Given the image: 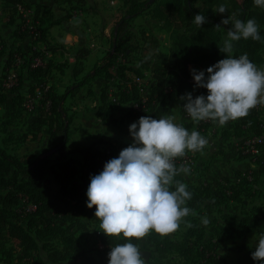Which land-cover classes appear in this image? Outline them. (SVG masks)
I'll return each instance as SVG.
<instances>
[{
	"label": "trees",
	"instance_id": "1",
	"mask_svg": "<svg viewBox=\"0 0 264 264\" xmlns=\"http://www.w3.org/2000/svg\"><path fill=\"white\" fill-rule=\"evenodd\" d=\"M8 1L12 2L14 7L31 9L34 0ZM198 2L203 6L197 7ZM126 3L129 5L127 10L129 17L141 14L143 2L126 0ZM220 5H224L225 14L233 16L234 19L244 22L248 19L256 20L262 39L254 41L249 38L233 42L232 55L238 58L246 54L257 67H263L264 7L256 6L254 0H159L155 3L153 14L164 22L165 27L173 28L171 46L168 52L159 53L157 58L149 63L154 82L144 95L145 106L142 103V87L137 82L139 77L145 79V74L140 67L122 59L129 57L130 47L127 44L119 47V42H116L118 49L109 54L103 64H96L81 81L68 87L64 93H58L55 85H48L47 76L54 65L51 61L45 66L31 68L30 75L36 81L31 92L33 90V97H37V90L41 91V96L36 99L40 105L22 138L28 137L31 141H37L39 135L45 132L47 135L45 154L51 153L57 157L53 162L49 161L48 156H44L29 163L25 162L26 158H19L6 150L5 144L10 140L9 135L0 143V262L3 257L8 264L12 261L16 264H46V261L53 264H98L87 254L78 238L79 233H87L90 230L91 224L97 227L94 234L97 235L101 251L107 254V258L111 247L129 242L122 234L120 237H107L102 233L100 220L95 217V207L92 209L87 207L90 177L103 171L107 161L118 158L123 148L98 141L84 149L68 150L66 144L71 118L65 114L64 102L69 95L78 92L95 77H105L111 82L101 90V104L95 110V117L100 120L110 117L115 126L117 123L139 120L141 116H151L153 119L171 116L173 109L169 101L174 91L178 97L184 96L188 91L193 98L199 95L206 96L207 89L195 87L192 69L188 66L194 65V69L206 73L208 67L226 58V54L221 53L218 48L223 46L220 30L214 27L222 20L217 16ZM39 9L40 6L33 11L35 19L38 18ZM199 13L208 18V23L203 27L197 26L192 35L179 32L183 23L190 21L187 24L191 25L195 15ZM26 21L27 18H24L18 26L14 34L16 38L22 40L30 38L36 41L44 37V35L38 37L40 32L36 36L30 28H23ZM125 24L121 26V30L126 28ZM21 48L19 45L18 48L11 49L7 66L12 63L15 49ZM82 51L89 53V49L81 48L77 51V60L81 59ZM173 72L176 75L175 80L170 77ZM111 83L116 86L112 93L108 92ZM18 85L13 91L0 90V107L4 108L2 115H5L4 117L25 101L24 94L19 91L20 83ZM129 102H132L131 109L117 120L112 119V113L122 104ZM136 104H139V108L135 107ZM259 110L256 106L249 110L247 117L228 123L231 136L237 140V160H248L255 168L246 166L243 171L238 172L235 182L223 178V185L218 189H213L207 184H186L183 177L177 175L175 180L186 184L187 191L192 194V198L185 205L193 210L188 221L191 227L187 228L186 241H173L168 237L162 239L160 234L154 230L150 231L148 241L154 245L155 250L146 264H227L226 259L218 253L224 240L232 239L233 235L249 233L259 222L264 223V205H253L249 210L240 211L238 216L218 209L222 206L226 210L228 208L233 210L240 206L243 197L254 195L255 186L259 183L260 177L264 176V145L258 146L257 155L243 154L241 149L247 138L261 133L262 120ZM182 113L184 114V108ZM10 119L9 116V121L4 127L10 125ZM197 123L206 131L212 121L204 120ZM181 125L190 132L193 128L191 121ZM1 128L0 132L4 134L6 131ZM97 145L105 147L100 150L96 148ZM73 154H78L80 158H72ZM184 158L185 156L174 158L177 168L182 165L178 162ZM51 182L56 189H53ZM171 190H175V185ZM204 207H214L218 213V217H213L209 221L207 229L198 224V219L204 216ZM38 241L42 242L41 245ZM131 242L139 247L140 241L133 239ZM40 250L44 251L46 261L41 258ZM172 254L176 255L174 260L169 257Z\"/></svg>",
	"mask_w": 264,
	"mask_h": 264
},
{
	"label": "rangeland",
	"instance_id": "2",
	"mask_svg": "<svg viewBox=\"0 0 264 264\" xmlns=\"http://www.w3.org/2000/svg\"><path fill=\"white\" fill-rule=\"evenodd\" d=\"M138 1L144 3L142 12L139 16L131 18L127 15L129 5L126 0H34L31 9L21 6L14 7L12 2L0 0V90L13 91L20 83L19 91L25 97V101L15 107L14 110H11L8 116L4 117V115L0 118V128L2 127L1 129L7 132L8 128L4 125L9 121V116L11 117L9 129L12 132L4 133V139L9 135L10 140L5 144V148L10 154L19 158H26L25 162L29 163L44 156H48L49 161L53 162L57 157V155L52 156L51 153L45 154L46 143L41 144L44 137L47 139L45 132L39 135L37 142L29 141L28 137L26 139L22 138L28 131V125L36 116L40 105L39 100L35 101L33 105L29 102L30 98H34L33 86L36 81L30 75V70L35 66H45L48 61H51L54 65H52L53 67L47 76L48 85L53 84L58 93H64L68 87L81 81L85 74L93 70L96 64H103L109 54L118 49L116 42H119V47L127 44L130 47L129 57H122V59L130 61L134 66H138L143 70L145 81L141 87L143 98H146L144 95L147 94L149 87L154 82L149 63L153 62L159 53L168 52L171 46L173 28L165 27L164 22L154 16L153 8L159 0ZM38 6H40L38 18L35 19V12L33 11L37 10ZM196 6L202 7L203 5L198 2ZM25 14L29 18L30 24L39 30L40 35L38 37H41V35H44V37L36 41L30 38L22 40L15 37L14 34L17 32L18 26L26 18ZM217 16L221 19L227 18L225 13H217ZM188 22L190 21L183 23L179 32L192 35L196 31L197 25L195 22L188 25ZM123 24L126 25V28L121 30ZM227 28L228 26L222 25L219 29L223 41L227 37ZM19 36L22 37V35ZM125 41L126 43H124ZM19 45L22 48L15 49L16 53L13 55L12 63L7 66L11 49L18 48ZM51 48H55V50ZM81 48L89 49V53L82 51L80 53L81 59L77 60V51ZM17 59L21 61H17ZM188 67L194 69L195 66L189 65ZM259 68L264 69V66ZM10 71L16 73L17 83L8 89L4 83ZM170 77L175 80V72L171 73ZM109 82H111L109 79L97 76L88 84L82 86L78 92L66 98L64 110L66 116L71 118L66 144L68 150L86 148L91 143L103 141L102 139L110 138V136L112 139H120L118 144L123 149L133 143L130 125L138 122V120L129 122L130 124L124 128L115 125L114 127L117 126L118 128L107 130L108 120L101 122L100 119L95 117V110L101 104V90ZM31 88L33 89L32 92ZM115 90L116 86L111 83L108 92L112 93ZM175 93L174 91L169 101L173 109L171 116L175 118V123L181 125L191 121L193 123L192 130L198 131L207 140V144L202 151L192 152L186 150V164L180 165V167H187L190 170L187 174L180 173L186 184H207L214 189H218L223 185L222 179L225 175L232 177L233 181L234 177L237 180L238 169L242 168H240V165L244 164L245 167L254 168V165L248 160H237V140L231 136L229 122L224 126L219 125L218 122H212L210 128L206 131L202 130L200 124L194 122L192 118L188 120L184 116L182 113L184 102ZM187 93L191 92L188 91ZM131 107L132 102H129L127 105L122 106L116 115L126 114ZM259 115L264 123V104L261 103ZM2 119L5 120L2 122ZM100 146L103 147V145ZM71 157L74 159L80 158L78 154H73ZM245 167L242 169L244 170ZM49 179L51 178L49 177ZM51 186L56 189L52 182ZM254 195H258L257 198L261 201L259 202L260 205H264V190H255ZM254 200L245 197L243 203L232 211L238 216L240 211L254 203ZM228 210L230 211V208ZM203 211L204 216L198 219V224L207 229L208 224H203L202 219L206 217L210 221L213 217H218V213L213 207H204ZM190 217L189 215L183 220L188 222ZM96 228L95 225L91 224L90 230L87 233H79L78 238L87 254L93 257L98 264H104L108 262V258L107 254L101 251L102 248L98 247L97 235L94 234ZM187 228V224L182 222L176 232L167 236L161 235V238L168 237L173 241H186ZM261 230V233H264L263 225H261ZM256 231L257 228L254 227L249 233L232 236V240H229L230 242L224 247L227 259L229 258L231 264H238V261L246 253H250L249 242H253L257 238L255 237L257 234L253 233ZM148 235L140 240L139 249L141 252L150 253V258L155 247L148 241ZM257 236L259 237V235ZM38 243L41 245L42 242L38 241ZM39 254L46 261L44 251L40 250ZM226 256L222 257L226 259ZM169 257L174 260L176 255L172 254ZM0 264L8 263L2 257ZM11 264H16V262L12 261ZM46 264L53 263L46 261ZM246 264H253V261L250 260Z\"/></svg>",
	"mask_w": 264,
	"mask_h": 264
},
{
	"label": "clouds",
	"instance_id": "3",
	"mask_svg": "<svg viewBox=\"0 0 264 264\" xmlns=\"http://www.w3.org/2000/svg\"><path fill=\"white\" fill-rule=\"evenodd\" d=\"M264 7V0H254ZM226 7L220 5L219 14ZM198 27L208 23V18L196 14ZM227 28V37L219 51L226 58L205 71L191 70L195 87L207 89V95L193 98L191 93L181 96L183 108L194 122L211 120L224 126L229 121L247 117L249 110L264 104V69L252 63L246 54L232 55L233 42L251 38L260 41L259 25L255 19L246 22L227 16L216 29ZM133 139L118 158H112L103 171L90 177L87 190V207H95V217L100 220L102 233L107 237H120L129 242L118 243L108 253V264H146L137 244L150 231L167 236L176 232L181 223L191 224L183 218L192 214L185 206L192 198L187 185L175 180L180 173H189L187 167L177 168L174 158L184 157L186 150L202 151L207 140L196 130L191 132L167 116L153 119L141 116L130 125ZM175 185V190H171ZM207 225L209 220L202 219ZM251 258L264 262V233H261Z\"/></svg>",
	"mask_w": 264,
	"mask_h": 264
},
{
	"label": "crops",
	"instance_id": "4",
	"mask_svg": "<svg viewBox=\"0 0 264 264\" xmlns=\"http://www.w3.org/2000/svg\"><path fill=\"white\" fill-rule=\"evenodd\" d=\"M128 103H126V104H122L120 107H118L113 113H112V115H111V117H112V119H115V120H117L119 117H121V116H123V115H116L117 114V112H118V110L122 107V106H124V105H127ZM3 107H0V118L2 117V115H3ZM125 115V114H124ZM3 120V119H2ZM106 120H108V124L109 125H107L108 126V128H107V130H112V129H116V128H118L117 126L116 127H114V125L112 124V120H111V118L110 117H106V118H104V120L103 119H101V122H104V121H106ZM134 121H136V120H134ZM130 122H132V121H130ZM128 124H130L129 122H125V123H123V124H117V125H119V126H121V128H124L126 125H128ZM7 131L8 132H12L11 131V129H9V126H7ZM110 132H112V131H110ZM5 138V135L3 134V133H1L0 132V143L2 142V140ZM104 142H106V143H108V144H112V145H114V146H116V147H118V148H122V146H120V144H118V140H120V139H118V138H114V139H112L111 138V136H110V138H105V139H102ZM29 141H31V140H29ZM32 142H37V141H32ZM98 142V141H97ZM43 143H47V139L44 137V139L42 140V143L41 144H43ZM94 143H96V142H94ZM91 144H93V143H91ZM90 144V145H91ZM224 143L222 142V145H223ZM89 145V146H90ZM104 147H105V145H103V147L102 146H100V145H97L96 146V148L97 149H100V150H102V149H104ZM82 149H84V148H82ZM239 164V163H238ZM243 168V167H245V165L244 164H242V165H240V168ZM238 169L239 171H243V169ZM255 168V167H254ZM238 171V172H239ZM221 176H223V175H221ZM224 178H228L229 180H230V182H235L236 180H235V177H234V181L232 180V177H229L228 175H225V177ZM238 178V177H237ZM264 176H261L260 177V181H259V183L257 184V186H255V188H254V194H255V190H264ZM213 188V187H212ZM214 189V188H213ZM246 197H248V196H246ZM258 195H253V196H249L248 198H250V199H255L256 198V200H254V203H252V204H250L248 207H244V209H242V210H249L253 205H257V206H260V203L259 202H261V201H259L258 200ZM244 198L245 197H243V201H244ZM214 208V207H213ZM216 209V208H215ZM218 209H222L223 210V212H228V213H234V211L232 212V210H226L224 207H220V208H218ZM235 214V213H234ZM236 215V214H235ZM237 216V215H236ZM261 225H263L264 226V223L261 221V222H259V224L256 226V228H257V233L256 232H253L254 234H257V235H260L261 234V232H262V230H261ZM257 235H255V237H257L256 239H254L253 240V242H249V244H250V246H249V250H250V253L248 254V253H246L245 255H244V257L243 258H241L239 261H238V264H246L248 261H250V260H252L253 261V264L255 263V264H264V262H257V261H255L254 262V260L251 258V253L255 250V245H256V243L258 242V236ZM229 240H232V239H229V238H226L225 240H224V242L222 243V245L220 246V248L218 249V253L221 255V256H226V254H225V251H224V247L226 246V244H228V242H230ZM100 245L98 244V247H99ZM246 248V247H245ZM240 250V249H239ZM245 251H247L246 249H245ZM226 261H227V264H231L230 263V260H229V258L227 259V256H226ZM240 262V263H239Z\"/></svg>",
	"mask_w": 264,
	"mask_h": 264
},
{
	"label": "built area",
	"instance_id": "5",
	"mask_svg": "<svg viewBox=\"0 0 264 264\" xmlns=\"http://www.w3.org/2000/svg\"><path fill=\"white\" fill-rule=\"evenodd\" d=\"M25 17L27 18L26 14H25ZM25 27L30 28L35 33L36 36L39 35L38 29L36 27H34L32 24H30L29 18H27L26 23L23 25V28H25ZM17 61H21V60L17 59ZM137 82H138V85L141 87L144 83V79L139 77V78H137ZM16 83H17V75L14 71H10L8 73L7 78L5 79L4 84L6 85L7 88H10V87L16 85ZM40 96H41V91L37 90V97H40ZM37 97H34L33 99L30 98L29 102L33 105L34 102L36 101ZM142 103H143V106H145L146 98H142ZM135 107L139 108V104H136ZM257 108L260 109V103L257 104ZM184 116L186 118H188V120H189V116L185 110H184ZM260 131H261V133L259 135L251 136L244 141L242 148H241L243 154L257 155L258 146L264 145V123L263 122H261ZM178 163H181L182 165L186 164V159L184 158L183 161L178 162Z\"/></svg>",
	"mask_w": 264,
	"mask_h": 264
},
{
	"label": "water",
	"instance_id": "6",
	"mask_svg": "<svg viewBox=\"0 0 264 264\" xmlns=\"http://www.w3.org/2000/svg\"><path fill=\"white\" fill-rule=\"evenodd\" d=\"M141 254H142V258L144 260H147L149 258V255H150L148 252H142Z\"/></svg>",
	"mask_w": 264,
	"mask_h": 264
}]
</instances>
